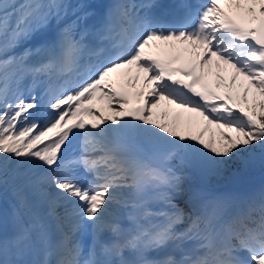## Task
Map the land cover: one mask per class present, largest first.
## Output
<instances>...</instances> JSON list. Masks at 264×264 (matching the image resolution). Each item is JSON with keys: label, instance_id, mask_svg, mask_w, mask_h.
I'll use <instances>...</instances> for the list:
<instances>
[{"label": "snow or ice", "instance_id": "6c2138e0", "mask_svg": "<svg viewBox=\"0 0 264 264\" xmlns=\"http://www.w3.org/2000/svg\"><path fill=\"white\" fill-rule=\"evenodd\" d=\"M70 7L0 0V185L24 178L55 221L50 229L34 217L0 237V264H264V200L219 197L185 212L174 202L185 174L170 166L219 172L242 153H264V0L181 3L171 21L154 3L115 0L97 25L82 24L83 12L54 39L29 43ZM161 101L202 119L198 133L186 135L178 115L154 119ZM77 134L80 153L68 159ZM37 245L41 259H24Z\"/></svg>", "mask_w": 264, "mask_h": 264}, {"label": "rangeland", "instance_id": "374dc122", "mask_svg": "<svg viewBox=\"0 0 264 264\" xmlns=\"http://www.w3.org/2000/svg\"><path fill=\"white\" fill-rule=\"evenodd\" d=\"M185 1L189 5H192L193 7L196 5L198 6L199 4L203 3L197 0H185ZM18 2H22V0ZM65 2L71 5V7L67 10V15L63 17L59 25L57 24L56 20H52L49 27L43 31L57 32L58 28L63 26V24H66V23H69L75 20L76 16H79L76 14V8L74 6L75 3L85 5L86 6L85 12H89L87 9L90 6H93L94 4H99V5L106 4L107 6H109V3L112 4L115 2V0H65ZM128 2L136 3L135 0H128ZM73 13H75V15H73ZM89 20H90V16L87 17L86 21H82V24L83 23L87 24ZM43 31L38 33L37 36L34 37L33 40L30 41L29 43L35 44L34 43L35 38H39L40 34ZM174 44H175L176 49H181L186 46V45H182L179 41L174 42ZM230 73H231L230 69L221 71V75L224 76L226 80L230 76ZM242 80H243L242 77L238 78L237 89H236L237 91H242L239 88V84L242 82ZM214 81H215V78L213 77V83ZM24 86L25 85L22 83L21 85L22 92H24V89L26 90ZM223 90H224L223 88L220 89V91H223ZM38 91L39 89H35L33 94L38 96V93H37ZM24 95L27 97L28 92H24ZM10 99H11V96H10ZM94 107L97 109H102L105 116H109L113 114L111 111H109L107 106L101 102L94 103ZM165 112L167 113V116L162 117L161 113H165ZM177 115L179 116V120L181 124L183 125L181 130L186 135L198 133L200 127L203 126L202 119L198 118L195 113H189L184 109L178 108L174 104H169L167 101H161V103L155 109H153V118L161 122H171L172 119L176 117ZM189 117H191L194 121L198 120L199 122L194 123L191 127H188L186 122L188 121ZM84 118L85 120H95L96 119L95 117H88V116H85ZM96 122H99V121L97 120ZM208 135L209 133H205L206 139ZM243 154H247V153H242L241 155ZM200 187H204L209 190L207 192H204V190L206 189H203V188L201 189ZM197 188H200V189L197 190L196 192L190 193L188 192L186 187H182L181 193L175 196L176 198L174 199V202L178 204L180 208L182 209L185 208V209H188L189 211L190 201H192L193 199H196L195 197H198L197 200H200L201 202L197 205L195 210L199 211L201 206L204 203L208 201H213L219 197H229L234 203H240L243 199V196L245 195L242 189H239L234 186H225V187L219 186L215 188V187H210L201 181H199V183L197 184ZM14 200H16L18 203L24 204V207L26 208V211L31 221L34 219V217H40L44 220V222L50 228V225L48 224L46 220V216L44 215L43 207L40 205V200L38 198V195L28 185L27 181L23 178L22 180H18L17 183L14 185H8V186L7 184L0 185V212H1L0 213V236L2 237L12 236L14 233L20 231L21 228L25 226L23 223L22 225L20 223L19 225L16 224L17 223L16 220L11 218L12 212L9 210V208H10L11 202H14ZM15 203L16 202L12 204H15ZM155 204H156V207L154 206ZM150 206H153L152 207L153 209L162 207L161 204L155 203V202ZM60 211L62 212L63 209H60ZM4 232H7V233H4ZM84 234L85 236H82V239H83V242L85 241L84 243L86 244V247H85V252H86L87 245H88L87 241H88V238L91 236V234H90V231L85 232ZM37 251H38V248L36 246L32 251H30L26 255L35 256V254H37Z\"/></svg>", "mask_w": 264, "mask_h": 264}, {"label": "trees", "instance_id": "16d2710c", "mask_svg": "<svg viewBox=\"0 0 264 264\" xmlns=\"http://www.w3.org/2000/svg\"><path fill=\"white\" fill-rule=\"evenodd\" d=\"M241 156V159L229 161L219 172L195 163L181 165L178 160H173L170 166L185 174L181 188L195 190L199 181L210 187L234 186L248 191L244 202L254 201L258 206L264 200V153L257 147L252 150L251 155L247 153V156ZM15 180L9 177L7 184H13ZM180 193L181 191L175 196ZM183 209L185 212H189L187 209Z\"/></svg>", "mask_w": 264, "mask_h": 264}, {"label": "bare ground", "instance_id": "6f19581e", "mask_svg": "<svg viewBox=\"0 0 264 264\" xmlns=\"http://www.w3.org/2000/svg\"><path fill=\"white\" fill-rule=\"evenodd\" d=\"M177 2H178V4L180 5L181 3H185V4H188L185 0H176ZM189 5V4H188ZM95 6V5H94ZM192 6V5H191ZM192 8H193V10H195L196 9V6H192ZM181 11L183 12L184 10L183 9H181ZM90 22H92V18L89 20V23ZM38 42H42L40 39H38L37 40ZM161 47H164V45H161ZM154 51L156 50V49H153ZM209 189H206V190H204V192H207ZM34 196V195H33ZM196 199L198 198V197H195ZM13 208H14V211H17V206H13ZM1 213V212H0ZM12 215H11V218L12 219H15L16 220V224H18L19 225V223L22 225V222H21V220H20V215H19V213L18 214H15V213H11ZM14 222V221H13ZM15 223V222H14ZM13 223V224H14ZM23 227V226H22ZM4 231V230H3ZM88 231H90V229L89 230H86L85 232H88ZM4 233H7V232H4ZM82 236H85V234H83ZM0 237H2V236H0ZM85 239V238H84ZM85 242V241H84ZM83 242V243H84ZM84 246L86 247V244L84 243ZM88 246V245H87ZM40 253H41V251H40Z\"/></svg>", "mask_w": 264, "mask_h": 264}]
</instances>
